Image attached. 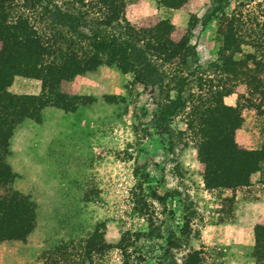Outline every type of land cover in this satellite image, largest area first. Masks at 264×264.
Here are the masks:
<instances>
[{
	"label": "rangeland",
	"instance_id": "rangeland-1",
	"mask_svg": "<svg viewBox=\"0 0 264 264\" xmlns=\"http://www.w3.org/2000/svg\"><path fill=\"white\" fill-rule=\"evenodd\" d=\"M74 1L1 2L12 25L18 16L42 42L66 35L99 65L47 85L42 107L12 129L0 160L9 172L0 264H261L264 227L253 228V249L215 239L236 204L264 199V0H223L220 9L218 0H118V22L97 0ZM53 7L79 17L82 30L128 40L156 83L77 42L44 13ZM159 42L168 46L159 51ZM181 85L180 108L163 117ZM7 92L36 98L41 82L16 75ZM212 140L219 154L224 144L235 154L214 156ZM240 152L252 154L250 166ZM13 223L29 228L22 239H9Z\"/></svg>",
	"mask_w": 264,
	"mask_h": 264
},
{
	"label": "trees",
	"instance_id": "trees-1",
	"mask_svg": "<svg viewBox=\"0 0 264 264\" xmlns=\"http://www.w3.org/2000/svg\"><path fill=\"white\" fill-rule=\"evenodd\" d=\"M7 0H0L1 2ZM84 0H75L80 4ZM106 9L104 16L107 20L118 22V13L122 9V5H113L118 0H97ZM163 0H161L162 2ZM223 0L217 1V8L220 9ZM165 4L175 6L177 0H164ZM171 6V7H172ZM56 14H52L50 10L44 9V13L50 14L54 22L62 25L65 23L70 27L71 33L77 42L86 43V48L93 50L95 54L106 53L110 59L116 58L117 67L121 71L134 72L135 79L145 86H151L156 83L157 72L154 68L144 60V57L136 52L129 44L128 40L118 41L119 38L111 36H101L99 32L91 30H82L80 18L70 15L66 12L61 13L56 7ZM0 9V160L5 157L8 147V139L12 129L25 118L30 117V110L42 107L45 90L47 85L56 84L59 80L69 79L74 75H79L87 71H93L99 63L95 62V57L90 58V51L82 49L77 43V49L72 48L70 38L66 35L56 33V36H51L50 40L42 42V36L36 33L32 28L25 25L22 27L19 17L15 18L16 23L12 25L14 18L8 16L6 12H1ZM11 24V25H10ZM25 24V22H23ZM71 35V36H72ZM131 38L132 35H126ZM264 44L260 42L259 44ZM168 46V42H159L156 44L158 50H163ZM44 58L46 61H44ZM143 58V59H142ZM48 60V61H47ZM142 63V66H141ZM234 64V63H233ZM231 62L224 65L227 73L235 76L236 72L231 67ZM231 67V68H230ZM16 75H22L27 78L38 79L41 82V96L39 97H16L7 92L12 79ZM182 85L176 90V97L168 106L167 110L162 114L171 117L175 111L180 108V95ZM210 147L214 151V156L225 155L226 153L235 154L233 145L221 146L223 152L216 149L218 145L213 140L209 141ZM241 153V152H240ZM240 160L245 167L250 166L251 153H241ZM240 166L238 161L232 163V167ZM9 172L6 166L0 163V180L7 179ZM238 179V178H236ZM24 213L26 209H23ZM29 228L20 227L16 223L9 225L8 233L12 236L9 239H22L28 232ZM5 234V233H4ZM97 238L96 231L90 237V248ZM98 244V243H97Z\"/></svg>",
	"mask_w": 264,
	"mask_h": 264
},
{
	"label": "crops",
	"instance_id": "crops-1",
	"mask_svg": "<svg viewBox=\"0 0 264 264\" xmlns=\"http://www.w3.org/2000/svg\"><path fill=\"white\" fill-rule=\"evenodd\" d=\"M235 206L237 210L235 211L234 221L220 224V236L214 239L215 241H219L218 243L224 244L223 246H225L226 242H230L238 244L239 246L246 245L253 249L257 245L253 228L255 226L264 227V199L247 202L242 209H240L238 204ZM224 231L226 232L222 235ZM244 264L256 263L249 261ZM261 264H264V255Z\"/></svg>",
	"mask_w": 264,
	"mask_h": 264
}]
</instances>
